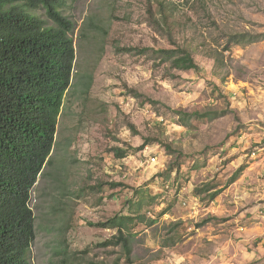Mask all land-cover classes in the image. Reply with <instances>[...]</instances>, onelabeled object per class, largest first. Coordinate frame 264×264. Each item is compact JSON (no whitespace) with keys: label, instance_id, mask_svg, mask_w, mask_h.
Returning a JSON list of instances; mask_svg holds the SVG:
<instances>
[{"label":"rangeland","instance_id":"obj_1","mask_svg":"<svg viewBox=\"0 0 264 264\" xmlns=\"http://www.w3.org/2000/svg\"><path fill=\"white\" fill-rule=\"evenodd\" d=\"M58 9L75 56L30 190L31 263L264 264V0ZM31 12L53 25L44 8ZM237 33L248 36L230 42ZM172 39L197 69L157 53ZM115 215L132 217L129 251L104 244Z\"/></svg>","mask_w":264,"mask_h":264},{"label":"trees","instance_id":"obj_2","mask_svg":"<svg viewBox=\"0 0 264 264\" xmlns=\"http://www.w3.org/2000/svg\"><path fill=\"white\" fill-rule=\"evenodd\" d=\"M59 4L60 0H0V264H32L30 190L54 145L75 56L69 35L73 23L61 14ZM168 6L160 2L163 15ZM37 8L45 9L53 25L31 12ZM236 36L248 35L237 33L230 42L238 43ZM171 42L174 47L157 50L163 60L173 68L197 69L190 50ZM131 219L115 215L103 223L117 231L104 244L121 243L129 251L124 229Z\"/></svg>","mask_w":264,"mask_h":264},{"label":"built area","instance_id":"obj_3","mask_svg":"<svg viewBox=\"0 0 264 264\" xmlns=\"http://www.w3.org/2000/svg\"><path fill=\"white\" fill-rule=\"evenodd\" d=\"M154 159H155V158H153V157L151 158V160H152V161H154ZM263 219H264V216H263ZM168 264H172V263H171V262H169Z\"/></svg>","mask_w":264,"mask_h":264}]
</instances>
